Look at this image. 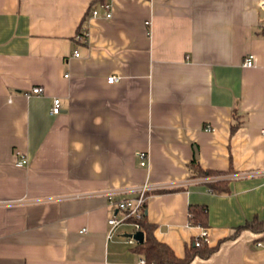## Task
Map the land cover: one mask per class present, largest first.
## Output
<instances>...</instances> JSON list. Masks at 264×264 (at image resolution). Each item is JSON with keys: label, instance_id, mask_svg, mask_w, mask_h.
Returning <instances> with one entry per match:
<instances>
[{"label": "crops", "instance_id": "crops-1", "mask_svg": "<svg viewBox=\"0 0 264 264\" xmlns=\"http://www.w3.org/2000/svg\"><path fill=\"white\" fill-rule=\"evenodd\" d=\"M104 4L0 0V264H147L133 226L109 238L124 213L105 195L147 182L178 257L206 228L217 249L191 264H264V231L244 228L264 222V0ZM200 171L257 173L215 193Z\"/></svg>", "mask_w": 264, "mask_h": 264}, {"label": "built area", "instance_id": "built-area-1", "mask_svg": "<svg viewBox=\"0 0 264 264\" xmlns=\"http://www.w3.org/2000/svg\"><path fill=\"white\" fill-rule=\"evenodd\" d=\"M113 0H105L104 7L107 10V17L110 18L112 16V10H111V2ZM262 9L264 12V4L262 5ZM93 16L98 15V10H94L92 13ZM83 41H87L88 39V31L85 30L81 36ZM79 52H75V56H79ZM257 57L253 54L249 55L244 62V66L251 68L256 65ZM117 76H111L108 78L109 83H114L118 81ZM40 88H35L33 92L35 94L41 93ZM62 109L61 100L59 98L54 99L53 107H52V114L57 115L60 114ZM207 130H212V128L209 126ZM140 160H141V166H146L148 163L149 154L147 152H141L139 154ZM27 163V160L23 159L21 160L18 165L22 166L23 164ZM257 172H243V173H234L228 176H207L202 177L199 179L200 182H216L218 180L222 179H244V178H250L253 177ZM198 181V179H197ZM162 186L152 185L148 182L138 186V187H121L116 188L113 190H109L105 192V195L108 197L109 203L111 205H114L117 207L118 211H122L124 213L123 218H117V216L112 217L109 220V225L111 226V230L109 232V238H112L114 235L116 229L125 223L130 224L134 228V233L141 231L140 224L137 222L144 216V210L145 205L147 203V199L150 195V192L161 189ZM0 205H11L10 202H0ZM135 220V221H132ZM206 242L209 244V231L206 228H203L201 231V234L195 238L194 244L196 246L200 245L201 242ZM128 243L130 244H136L137 241L133 237L128 238Z\"/></svg>", "mask_w": 264, "mask_h": 264}, {"label": "trees", "instance_id": "trees-1", "mask_svg": "<svg viewBox=\"0 0 264 264\" xmlns=\"http://www.w3.org/2000/svg\"><path fill=\"white\" fill-rule=\"evenodd\" d=\"M216 174L217 173L214 172L200 171L198 176H211ZM211 191L222 193L228 191V188L225 183L217 182L212 183ZM146 210L147 203L145 205L144 216L137 221L140 224L141 231L145 234V239L143 243H137L136 251L143 256L147 264H191L195 258H209L216 251V247H211L208 243L203 241L200 245L196 246L194 244V239L187 249L186 255L183 258L178 257L169 245L157 239L155 235V225L148 221ZM190 216L194 224L206 226L208 209L206 206L192 205L190 206ZM244 228L252 229L255 232H263L264 222L255 219L247 223Z\"/></svg>", "mask_w": 264, "mask_h": 264}, {"label": "water", "instance_id": "water-1", "mask_svg": "<svg viewBox=\"0 0 264 264\" xmlns=\"http://www.w3.org/2000/svg\"><path fill=\"white\" fill-rule=\"evenodd\" d=\"M130 237H133L139 243H143L145 239V234L143 231H138L134 234H131Z\"/></svg>", "mask_w": 264, "mask_h": 264}]
</instances>
